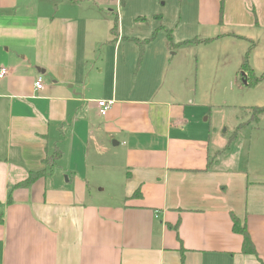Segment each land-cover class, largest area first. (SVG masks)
I'll return each mask as SVG.
<instances>
[{
  "label": "crops",
  "instance_id": "1",
  "mask_svg": "<svg viewBox=\"0 0 264 264\" xmlns=\"http://www.w3.org/2000/svg\"><path fill=\"white\" fill-rule=\"evenodd\" d=\"M227 40L260 55L264 0H0V264H264L260 136L245 154L201 123L168 60Z\"/></svg>",
  "mask_w": 264,
  "mask_h": 264
},
{
  "label": "rangeland",
  "instance_id": "2",
  "mask_svg": "<svg viewBox=\"0 0 264 264\" xmlns=\"http://www.w3.org/2000/svg\"><path fill=\"white\" fill-rule=\"evenodd\" d=\"M154 23L157 22L152 19L149 20L147 27L135 29L140 33L139 35H142L141 31L144 32L150 40L146 42L144 55L143 49H139L138 45L140 53L135 57L133 53V79L136 81H133V84L138 82L136 74L139 63L144 59L146 62L148 60L153 63L158 62L162 49L160 44L166 42L164 40L166 33L155 32L156 29L153 28L155 26H151ZM133 24L127 21L128 27L135 28L136 25ZM171 33L174 36L173 32ZM151 44L152 47L146 52ZM137 47L133 45L134 49ZM172 50L169 52L170 55L168 54V60H173L174 64L183 71L185 82H189L190 96L199 105L200 114L207 113L211 117V122H206L203 118H199V121L208 126L215 124L214 128L218 135L224 136L233 145L235 143L245 148V154L250 151L248 145L252 139L255 137L258 139L260 136V153L264 155V114L254 118V110L264 106V62L260 61V57L264 58V47L260 50L259 56L252 57L251 53L249 55L252 78L241 69L249 51L244 42L227 40ZM175 52L178 54L172 55ZM166 66L167 63L165 68ZM162 73L166 74L165 70H162ZM168 74H171V70ZM259 77L262 78L260 82L249 85L247 79L252 82L254 78ZM255 129L258 131H254Z\"/></svg>",
  "mask_w": 264,
  "mask_h": 264
},
{
  "label": "trees",
  "instance_id": "3",
  "mask_svg": "<svg viewBox=\"0 0 264 264\" xmlns=\"http://www.w3.org/2000/svg\"><path fill=\"white\" fill-rule=\"evenodd\" d=\"M170 39L172 38L171 36H169ZM201 42V41H199ZM193 44V43H197V41H189V42H185L183 44H180L181 46L183 45H189V44ZM251 53V49L247 52V56H246V61L245 63L242 65V71L246 74H249L250 78L253 77V72H252V68L250 67L249 65V55ZM248 82H249V85H253L255 83H258L262 80L261 77L259 78H254L252 82H250V79H247ZM264 114V106L261 107V108H256L254 110V118H258L260 115ZM59 157H60V154L58 153L53 159L51 162H54V161H58L59 160ZM49 161V160H48ZM42 175V172H39V173H32L30 175V177L25 181L23 182L21 185H30L32 183L35 182V180H37L38 177H40ZM234 230L235 231H238L240 232L243 236H244V244H243V250L244 252L248 253V254H252V255H255L256 254V250L253 246V243L251 241V238L246 230V227H241L240 226V223L235 219L234 221Z\"/></svg>",
  "mask_w": 264,
  "mask_h": 264
},
{
  "label": "built area",
  "instance_id": "4",
  "mask_svg": "<svg viewBox=\"0 0 264 264\" xmlns=\"http://www.w3.org/2000/svg\"><path fill=\"white\" fill-rule=\"evenodd\" d=\"M7 74H8L7 69L5 68L0 69V79H3ZM43 87H44L43 78L39 77L35 82V88L36 90H42ZM113 103H114L113 101L100 100L98 102V108H99L100 115L105 117L110 112L113 106Z\"/></svg>",
  "mask_w": 264,
  "mask_h": 264
},
{
  "label": "water",
  "instance_id": "5",
  "mask_svg": "<svg viewBox=\"0 0 264 264\" xmlns=\"http://www.w3.org/2000/svg\"><path fill=\"white\" fill-rule=\"evenodd\" d=\"M246 84V83H245Z\"/></svg>",
  "mask_w": 264,
  "mask_h": 264
}]
</instances>
